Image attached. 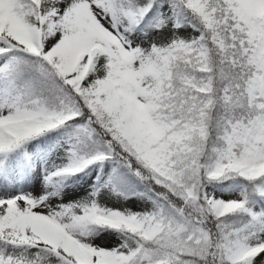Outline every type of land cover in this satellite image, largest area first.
Here are the masks:
<instances>
[{
    "label": "snow or ice",
    "instance_id": "obj_1",
    "mask_svg": "<svg viewBox=\"0 0 264 264\" xmlns=\"http://www.w3.org/2000/svg\"><path fill=\"white\" fill-rule=\"evenodd\" d=\"M0 264H264V0H0Z\"/></svg>",
    "mask_w": 264,
    "mask_h": 264
}]
</instances>
